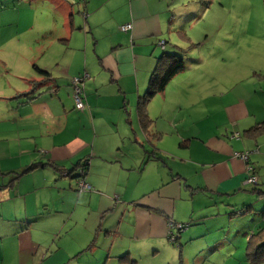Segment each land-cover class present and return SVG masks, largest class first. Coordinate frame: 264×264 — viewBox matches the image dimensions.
Returning a JSON list of instances; mask_svg holds the SVG:
<instances>
[{
    "label": "crops",
    "instance_id": "crops-1",
    "mask_svg": "<svg viewBox=\"0 0 264 264\" xmlns=\"http://www.w3.org/2000/svg\"><path fill=\"white\" fill-rule=\"evenodd\" d=\"M24 1L33 10L31 25L41 28L34 53L50 75L34 61L24 87L10 94L12 106L0 107V132H13L3 131L11 122L21 137L0 151V264H142L137 253L146 255V247L153 255L172 248L169 223L183 219L190 224L189 235L179 234L180 252L189 236L199 246L194 260L207 252L200 264H264V253L261 262L247 257L264 210L257 224L245 220L264 205V130L246 132L264 124V67L253 95L236 90L228 71L220 86L215 67L204 70L197 119L180 116L182 104L170 101L173 76L146 102L145 123L139 101L152 72L168 67V46L182 50L173 37L183 31L176 16L186 0ZM128 22L133 28L123 31ZM84 72L86 106L78 110L71 77ZM160 99L163 105L155 103ZM243 150L254 169L234 156ZM252 174L257 183L248 182ZM43 179L64 190L60 201L31 197ZM81 180L90 187L81 189ZM74 232L73 243L64 244ZM119 237L131 241L119 246Z\"/></svg>",
    "mask_w": 264,
    "mask_h": 264
},
{
    "label": "rangeland",
    "instance_id": "rangeland-1",
    "mask_svg": "<svg viewBox=\"0 0 264 264\" xmlns=\"http://www.w3.org/2000/svg\"><path fill=\"white\" fill-rule=\"evenodd\" d=\"M27 3L24 0H0V107L3 106L4 109H7L8 102H11L12 106L13 99L10 94L24 87V78L33 72L34 61L41 65L42 57L34 53L36 39L40 35L41 28L37 21L31 25L33 10H29ZM185 5L180 11L184 10L183 13H180L179 17L176 16L182 22L181 30L183 31L179 35L175 33L173 37V41L182 47V50L179 48L174 50L181 52L185 70L174 76L168 88V97L170 101L182 104L184 112L180 116L186 115L187 119H197L203 114L202 96L205 92L202 90L206 89L208 84V74L204 70H211L215 67L214 76L219 80L220 86L224 84L221 77L228 71V74L236 78L234 80L236 90H240L238 85L242 86L245 95H253V90L260 88L255 82L258 81V76L262 74L264 67V0H186ZM25 7L26 10H24ZM24 23L27 27L23 26ZM176 26L179 29V26ZM173 48V46H168L170 52H176ZM233 69L236 70L232 71ZM155 103L163 105V100L160 99ZM222 108L223 105L218 108L221 114L219 119H222L224 113V111L221 112ZM30 124H38V122L33 120ZM15 128V125L10 122L5 125L3 131L13 130V132H0V151L9 140L12 143V139L21 138L16 134L17 129ZM29 132L39 131L30 129ZM4 159L5 153H0V164ZM10 163L12 162L3 164L6 167ZM130 176L132 180L129 183L127 197L134 186L139 183L138 173ZM122 188L123 186L119 187V189ZM57 189L58 187L54 186L52 181L48 182L43 179V182L38 183V186L31 191V197L60 201L64 190L59 194ZM263 210L264 205L255 206L252 214L246 215L249 218V220L245 219L247 223L256 222L257 224L259 222L257 220L262 218ZM178 222L181 221L178 220ZM182 222L188 223L185 219ZM132 226L133 219L130 230L123 232L129 236ZM170 230L175 236L180 234L177 228L173 227ZM181 232L189 235L188 229L184 228ZM74 234L75 232L66 236L63 240L64 244L67 238L73 243ZM127 239L119 237L117 245L120 246L121 242ZM184 239L187 242L182 252L179 249V241L175 243L168 238L172 248L163 245L161 252L153 255V251L147 252L146 247V255L141 251L137 253V258L139 259L140 256L142 264L204 263L207 252L194 260L195 251L199 246L197 243L193 244L189 236Z\"/></svg>",
    "mask_w": 264,
    "mask_h": 264
},
{
    "label": "trees",
    "instance_id": "trees-1",
    "mask_svg": "<svg viewBox=\"0 0 264 264\" xmlns=\"http://www.w3.org/2000/svg\"><path fill=\"white\" fill-rule=\"evenodd\" d=\"M163 58H167V61H169L168 62L169 65L167 64L168 67H166L164 69L163 73H160L158 71L156 72V70L152 72L150 80H149L148 90L146 91L144 96L141 97V99L139 101L140 117H141V119H143V121L145 123H147L149 121L148 116L146 115V109H145L146 102L153 95H155L157 92L163 91L165 89V87L167 86L168 82L171 80V78L173 76H175L178 72L183 70V68H184L183 56H181V52L179 53L177 51L176 52L165 51V55H163ZM33 66L39 73L50 75L49 71L41 68L39 65L34 64ZM80 75H83V73ZM88 78H86L84 80L83 99L85 102L87 99V97H86L87 96L86 81ZM71 86L73 89L72 79H71ZM73 93H74V89H73ZM73 98H74V96H73ZM74 102H75V100H74ZM263 130H264V124H261V125L259 124V125H256L250 129L246 130V132L250 133V134L252 133V135H254L256 133H260ZM154 156L157 157L156 154ZM249 159H250V157H249ZM249 159L247 160L248 164H249ZM87 165H88V162H86L85 164H83L81 166L83 172L87 171ZM252 169H254L253 166H252ZM171 222L178 223L177 221H173V220H171ZM180 223H183V222H180ZM184 224H187V227H188L190 223H184ZM170 227L173 228L171 225H170ZM174 228H176V227H174ZM169 236H170V234H169ZM176 239L177 240L174 242L178 243L179 235ZM179 243H180V241H179ZM179 245L181 246V243ZM263 253H264V225H261L257 228V230L255 232L252 233V236H251L250 240L248 241L247 257L250 260H254L256 262H261L262 259L260 258V255ZM123 257H125V255L120 256V258H123ZM128 259H129V262H135V260H133L131 258H128ZM128 259H125V260H128Z\"/></svg>",
    "mask_w": 264,
    "mask_h": 264
},
{
    "label": "built area",
    "instance_id": "built-area-1",
    "mask_svg": "<svg viewBox=\"0 0 264 264\" xmlns=\"http://www.w3.org/2000/svg\"><path fill=\"white\" fill-rule=\"evenodd\" d=\"M132 28H133V23L132 22L125 23V24H123L121 26V29L123 31H129ZM160 44H161V46L164 47L165 41H161ZM89 76H90V74L88 72H84L83 75H77V76H74L72 78V84H73V89H74L73 96H74V100H75V107L77 109H83L86 106V102L83 99V94H84V80L86 78H88ZM234 135L238 136V133H235ZM249 153H250L249 150L237 151V152L234 153V156L239 157V158H242L243 160H248ZM249 169H252V167L249 166ZM81 172L83 173V170ZM257 179H258L257 176L255 174H252V175H248V179L247 180L249 182L256 183L257 182ZM89 187H90V185L87 184L84 180H81L80 181V188L81 189H87ZM170 225L172 227H176L179 230H182L187 224L180 223V222H178V223L170 222L169 223V226ZM170 234H171V239L172 240H175L176 239V236L174 235V233L172 232V230H170Z\"/></svg>",
    "mask_w": 264,
    "mask_h": 264
},
{
    "label": "bare ground",
    "instance_id": "bare-ground-1",
    "mask_svg": "<svg viewBox=\"0 0 264 264\" xmlns=\"http://www.w3.org/2000/svg\"><path fill=\"white\" fill-rule=\"evenodd\" d=\"M244 151V150H243ZM249 156H250V153H249ZM249 159V158H248ZM246 162H247V160H245ZM249 166H251V165H248V168H249ZM252 167V166H251ZM249 182V181H248ZM187 227V225L184 227V228H186ZM183 228V229H184ZM170 229H172V228H170ZM182 229V230H183ZM173 232V231H172ZM178 232L180 233L181 232V230H178ZM178 236H176V238H177ZM169 238L171 239V234H170V236H169ZM173 241H176V239L175 240H173Z\"/></svg>",
    "mask_w": 264,
    "mask_h": 264
}]
</instances>
